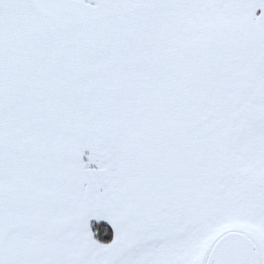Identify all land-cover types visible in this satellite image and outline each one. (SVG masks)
<instances>
[{"label":"snow or ice","instance_id":"obj_1","mask_svg":"<svg viewBox=\"0 0 264 264\" xmlns=\"http://www.w3.org/2000/svg\"><path fill=\"white\" fill-rule=\"evenodd\" d=\"M0 264H264V0H0Z\"/></svg>","mask_w":264,"mask_h":264}]
</instances>
